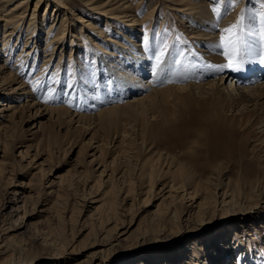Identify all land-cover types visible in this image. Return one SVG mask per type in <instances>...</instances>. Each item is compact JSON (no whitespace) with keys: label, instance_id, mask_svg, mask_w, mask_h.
Here are the masks:
<instances>
[{"label":"rangeland","instance_id":"1","mask_svg":"<svg viewBox=\"0 0 264 264\" xmlns=\"http://www.w3.org/2000/svg\"><path fill=\"white\" fill-rule=\"evenodd\" d=\"M36 1L30 0V13ZM76 1L68 4L81 9ZM140 1L138 20L156 7L154 22L130 29L110 7L109 25L101 21L98 30L143 56L149 70L144 81L152 83L167 58L193 77L211 70L212 55L227 59L218 46L220 30L241 18L238 59L248 60L252 50L258 69L264 68V0H207L216 25L208 33L215 32L218 45L192 40L191 24L167 0ZM213 8L219 9L218 19ZM65 9L70 32L51 62H44V47L53 30H39L25 47L27 32L18 40L14 36L5 53L0 43V67L28 92L13 98L10 88L16 84H0V109L22 107L0 117V264H264V100L221 101L193 90L161 94L145 112L124 108L97 117L109 106L97 104L101 89L114 84L108 64L131 72L132 62L123 54L128 49L106 44L98 30L84 25L77 34L75 9ZM231 15L233 20L221 25ZM23 48L34 52L25 55ZM49 89L55 90L52 99ZM34 101L41 109L64 108L70 114L33 109ZM72 114L93 117L74 123ZM175 183L186 185L175 191ZM15 194L19 202H12ZM113 200L114 215L105 209Z\"/></svg>","mask_w":264,"mask_h":264},{"label":"bare ground","instance_id":"2","mask_svg":"<svg viewBox=\"0 0 264 264\" xmlns=\"http://www.w3.org/2000/svg\"><path fill=\"white\" fill-rule=\"evenodd\" d=\"M70 1L71 0H67V1L37 0L35 2L34 10H31L30 13L29 11V7L31 4L30 0H0V11L4 10V12H6L4 14L3 12H1L0 14V32L3 30L4 33L2 39H0V43L1 45H3V47H5L6 45V48H4V53L5 51L10 50V48L7 47L8 40H10V38L14 36L18 40L19 35L21 33L27 32V34L26 33L25 34L27 35L28 39L26 40L23 46L25 47L26 44L28 43V40L31 37L36 38V33L39 30L42 31L43 29H45L48 32V34L53 30L55 31L54 38H52V40L46 44V47H44L45 52H47V54L45 53L44 56L46 58L44 62H51V60L54 59L53 56L54 50L56 49L57 46L60 45L59 47H61L64 45L65 34L67 32H70L71 19L64 12L66 6L70 7L72 11H74L75 9L74 30L77 34H79V30L84 29V25H86L85 27H90L94 31L100 29V26L98 25L101 21H105L106 25L108 26L109 21H107V17H108L107 13L110 11L108 10L110 7H114L113 9H111V12L115 11L119 13V15L115 14V16L113 17L116 20L123 18L126 19L127 24L131 27L130 29L137 26L142 27L144 26L146 21L148 22V20L154 22V13L156 7H153L149 12H147L146 17L143 20L141 21L138 20L135 13H137L141 5L140 3H142V1L140 0H101V3L94 2L99 0H77L76 3H78L79 1V5H81V9L77 8L75 4H71V5L68 4V2ZM136 2L139 3H137V5H134V3ZM166 2L170 3L172 10L178 12L180 15L184 17V20L188 21L187 23L191 24L190 27H192L191 28L192 31L190 38L192 40L207 42V43H212L213 41L216 44L218 43V36L214 34L215 32L213 31L211 36L208 33L210 30H214V28H216V25L214 23L213 17L210 16L209 13L210 9L208 10V7L210 8V6L208 5L207 0H167ZM76 9L78 13L76 12ZM85 10H87L89 13V15H87L89 16V19H86V17L84 16V13H86ZM128 10H134L133 14L129 15ZM50 11H55L56 14H53L54 16H51ZM100 12L102 14H100ZM28 15L29 16L32 15L31 18L28 19L29 21L27 20ZM50 17L52 19L48 21V18ZM233 17L234 15H231L226 20H224L221 25L223 26L228 25V22L233 20ZM194 18H196V20ZM26 22L27 23L29 22L28 30H30L31 29L30 27H32L30 31L28 30L24 31L22 29V26H24ZM44 23H45V27H44ZM47 23L50 24L46 26ZM76 23L78 24V27L75 26ZM111 23L118 24L117 21L115 22L113 19H111ZM98 31L101 36L105 35L104 41L106 44L112 45L116 49L117 47H124L125 49H128V52L123 51V54L126 53L127 59L129 60V62L130 61L132 62L129 64L130 66H132L133 71L130 72L125 68L124 69L126 70L125 72H121V71L119 72L113 69V67L110 64H108V71L111 77L113 78L114 84L112 85L111 89H105V88L103 90L101 89L102 100L99 103L97 102L95 103L99 105L107 104L110 107L106 106L108 107L107 109L105 108L102 111L100 110V112L97 113V117L98 116L104 117V116H111L114 114H118V112L124 108L125 109L136 108L137 110L140 109L143 112H145V110L147 109V105H152L153 103H155L156 99L161 94L168 95L169 97L174 93L182 94L185 93L186 91H193V90L195 91V94L196 92L199 95L211 94V96H213L215 99L221 101L226 100L228 98L231 99L236 98L238 100L248 99V101L253 103L255 102L254 104H256L257 102L264 100V78L262 80L260 79V76L262 75V73H264V68L260 67V70L258 69L255 56L251 54L252 50L249 51L247 54L246 59L248 60L242 61V67L239 70L236 69L230 70L229 67L226 66L228 63V61L226 62L227 59H223L218 54L212 55L213 63L211 65L212 67L211 70H206L204 72H201L195 77H193V75H189L185 70L177 69L176 66L172 64L171 58H167V60H165L162 63V65L158 67V69H156L153 77L154 81L151 83L150 80L144 81L145 77L148 76L149 70H148V66L146 65V60L143 58V56L140 57L137 54H135L130 48L125 47L121 43V41L116 37L111 36L109 34H105L104 31L102 30H98ZM39 47L40 46H35L36 51L39 50ZM100 49L103 50V47H101ZM22 51L26 52L23 53L25 55H29V53L34 52V50L30 51V49L28 48L27 49L23 48ZM63 53L64 52L62 51L60 58L61 61H63L62 60ZM106 53H108V51H106ZM112 54L115 55V53H111V55ZM0 60H2L1 57ZM3 69H4L3 67H0V74H4L0 77V84H8V85L16 84L15 86L14 85L11 86L10 88V93L14 94L13 98L14 97L18 98L19 96L22 95H28V92L26 91L22 82L20 83L19 81H17L18 79L15 78L11 72L6 73ZM196 80L198 81V83H195ZM228 80L229 83L227 84ZM238 83L242 85L240 91H239L240 87H238L239 85ZM157 86H162V88L158 89ZM128 98L131 99L127 101ZM122 101L123 104L121 103L122 104L121 105L120 102ZM9 102H13V101H9ZM31 105L33 109L38 108V110L44 111L46 113H50V115L51 113L54 114L55 112L57 114L62 112H66L67 114H70V111L64 108L52 109V108L44 107L43 109H41L40 105H37L35 101ZM3 106L4 107L0 109V117L2 118H5V115L1 114L2 112L10 111L13 109L16 112L18 111V109L22 108V107L12 106V104H3ZM28 107H30V105ZM217 108H219V106ZM217 108L214 109L218 110ZM90 117H93V115L91 116L73 115V114L70 115V118L72 119V122L74 121V123H76L75 122L76 120L77 123H81L85 119H89ZM185 185L183 184L178 185L177 183H175L171 189L173 190L175 189V191H180L184 189ZM14 196L15 198L12 199L13 200L12 202H19L18 199L20 194H15ZM185 196H189L190 197L189 199L191 200H194L196 198V194L193 195L191 193H187V195ZM224 196L226 197V194H224L223 197ZM224 203H226V200H224ZM116 204H117L116 201L113 200L108 204V207L105 209L109 213L114 215L116 214L115 212L117 209ZM174 217L175 218L178 217L177 212L174 214Z\"/></svg>","mask_w":264,"mask_h":264},{"label":"snow or ice","instance_id":"3","mask_svg":"<svg viewBox=\"0 0 264 264\" xmlns=\"http://www.w3.org/2000/svg\"><path fill=\"white\" fill-rule=\"evenodd\" d=\"M215 17L219 18V9L213 8L212 9ZM241 21H238L237 24H233L230 27L221 29V35L219 37V47H222L225 49L224 55L228 60L227 67L234 68L236 70H239L242 67V62L238 59L241 52H242V44H241V38L239 34L237 33V29L239 27V24ZM262 21H264V14H262ZM261 39L264 41V27L261 28ZM166 48V46H165ZM165 55V50L162 49L159 55L157 56V62H162V57ZM261 63H264V54H262ZM70 87V86H69ZM55 95L54 89H49L47 99H52Z\"/></svg>","mask_w":264,"mask_h":264}]
</instances>
